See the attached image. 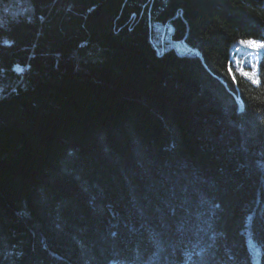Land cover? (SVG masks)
<instances>
[{"label": "trees", "instance_id": "16d2710c", "mask_svg": "<svg viewBox=\"0 0 264 264\" xmlns=\"http://www.w3.org/2000/svg\"><path fill=\"white\" fill-rule=\"evenodd\" d=\"M248 38L264 0H0V264H264Z\"/></svg>", "mask_w": 264, "mask_h": 264}, {"label": "rangeland", "instance_id": "374dc122", "mask_svg": "<svg viewBox=\"0 0 264 264\" xmlns=\"http://www.w3.org/2000/svg\"><path fill=\"white\" fill-rule=\"evenodd\" d=\"M153 27L156 31L151 33V39L153 40V42L155 43V45L159 51L162 52L165 49L173 48L180 54H194L196 52V50L193 47L188 45L182 39H175L173 37V35H172L173 26L170 23L156 22V23H153ZM247 40H255L258 42H263L262 39H259V38L241 39L233 45V48L238 44L243 49L253 51L254 53L250 52V56H251L250 58L251 59H253L254 54H256L254 61L253 60L248 61L250 63H253V67L252 66H249V67L245 66L246 69H244V70L255 73L254 79L258 81V73H257L256 69L254 68V63H256L258 61L262 49H254V48L249 47L247 44L241 43V41H247ZM237 49H239V47ZM248 56H249V54L247 53V55H245L243 58V61H244L243 64H245V65L247 64L246 61H247Z\"/></svg>", "mask_w": 264, "mask_h": 264}, {"label": "snow or ice", "instance_id": "6c2138e0", "mask_svg": "<svg viewBox=\"0 0 264 264\" xmlns=\"http://www.w3.org/2000/svg\"><path fill=\"white\" fill-rule=\"evenodd\" d=\"M242 44H247L249 47L254 49H264V42H258L255 40H247V41H241ZM242 74L245 77H248L249 79H252L254 83H259V81L255 80V73L249 72L246 70L241 69ZM229 73L232 75L233 82H236L235 74L232 72L231 66H229Z\"/></svg>", "mask_w": 264, "mask_h": 264}, {"label": "bare ground", "instance_id": "6f19581e", "mask_svg": "<svg viewBox=\"0 0 264 264\" xmlns=\"http://www.w3.org/2000/svg\"><path fill=\"white\" fill-rule=\"evenodd\" d=\"M234 53H235V51H234ZM256 55V54H255ZM233 56V55H232ZM253 60V59H252Z\"/></svg>", "mask_w": 264, "mask_h": 264}]
</instances>
